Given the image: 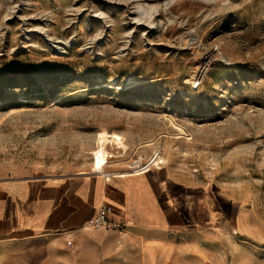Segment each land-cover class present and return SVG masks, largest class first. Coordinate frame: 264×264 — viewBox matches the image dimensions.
I'll list each match as a JSON object with an SVG mask.
<instances>
[{"label":"rangeland","instance_id":"obj_1","mask_svg":"<svg viewBox=\"0 0 264 264\" xmlns=\"http://www.w3.org/2000/svg\"><path fill=\"white\" fill-rule=\"evenodd\" d=\"M159 172L199 236L71 264H264V0H0V182Z\"/></svg>","mask_w":264,"mask_h":264},{"label":"crops","instance_id":"obj_2","mask_svg":"<svg viewBox=\"0 0 264 264\" xmlns=\"http://www.w3.org/2000/svg\"><path fill=\"white\" fill-rule=\"evenodd\" d=\"M183 195L165 187L160 172L124 181L93 177L0 182V259L43 252V264H71L79 241L87 237H137L152 254L158 247L169 252V237H198L202 226L203 219ZM103 206L111 209L110 227L96 230Z\"/></svg>","mask_w":264,"mask_h":264},{"label":"built area","instance_id":"obj_3","mask_svg":"<svg viewBox=\"0 0 264 264\" xmlns=\"http://www.w3.org/2000/svg\"><path fill=\"white\" fill-rule=\"evenodd\" d=\"M160 156L161 154L159 152L155 153V158H156V161L154 162L155 166H158L159 164H161L160 161L159 162L157 161ZM109 214H110V208L108 206H103L99 210L95 223H94V228L96 230H104L110 227Z\"/></svg>","mask_w":264,"mask_h":264},{"label":"bare ground","instance_id":"obj_4","mask_svg":"<svg viewBox=\"0 0 264 264\" xmlns=\"http://www.w3.org/2000/svg\"><path fill=\"white\" fill-rule=\"evenodd\" d=\"M158 162L160 161L162 164L164 163V160H163V157L162 156H160L159 158H158V160H157ZM167 164V163H166ZM158 167H160V166H158ZM158 167H156L154 164L153 165H151L148 169H146V170H141V171H137V172H135V173H133V174H128V173H115V174H117L118 176V178H125V177H127V176H141V175H145L147 172H149L152 168H158ZM163 172H165V171H163ZM114 176V175H113ZM167 176V175H166ZM162 177V176H161ZM164 178V177H163ZM162 178V179H163ZM166 179V178H165ZM167 180V179H166ZM168 182H169V180H168ZM175 183V182H174ZM171 185V184H170ZM157 199V198H156ZM196 200V199H195ZM198 200V199H197ZM196 200V201H197Z\"/></svg>","mask_w":264,"mask_h":264}]
</instances>
